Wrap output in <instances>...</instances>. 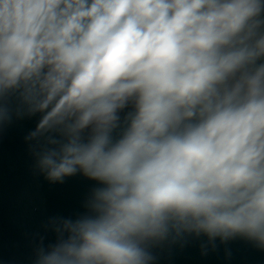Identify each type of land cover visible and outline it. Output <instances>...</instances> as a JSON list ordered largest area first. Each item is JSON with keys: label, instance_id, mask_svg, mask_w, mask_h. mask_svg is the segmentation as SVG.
<instances>
[{"label": "clouds", "instance_id": "1", "mask_svg": "<svg viewBox=\"0 0 264 264\" xmlns=\"http://www.w3.org/2000/svg\"><path fill=\"white\" fill-rule=\"evenodd\" d=\"M16 93L46 179L103 185L35 264H151L184 234L264 248V0H0V122Z\"/></svg>", "mask_w": 264, "mask_h": 264}, {"label": "water", "instance_id": "2", "mask_svg": "<svg viewBox=\"0 0 264 264\" xmlns=\"http://www.w3.org/2000/svg\"><path fill=\"white\" fill-rule=\"evenodd\" d=\"M3 104L10 119L0 122V264H35L38 249L57 242L50 221L90 214L87 202L103 185L81 172L62 183L46 179L36 166L37 141L26 140L43 113L29 114L18 93ZM131 110L129 105L120 111L121 120ZM149 250L151 264H264V248L240 236L209 241L204 234H184Z\"/></svg>", "mask_w": 264, "mask_h": 264}]
</instances>
